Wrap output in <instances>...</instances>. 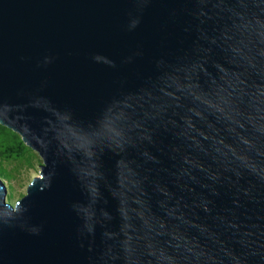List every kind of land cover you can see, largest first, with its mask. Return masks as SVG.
Returning <instances> with one entry per match:
<instances>
[{
  "label": "water",
  "instance_id": "1",
  "mask_svg": "<svg viewBox=\"0 0 264 264\" xmlns=\"http://www.w3.org/2000/svg\"><path fill=\"white\" fill-rule=\"evenodd\" d=\"M0 126V264H264V0H0Z\"/></svg>",
  "mask_w": 264,
  "mask_h": 264
},
{
  "label": "rangeland",
  "instance_id": "2",
  "mask_svg": "<svg viewBox=\"0 0 264 264\" xmlns=\"http://www.w3.org/2000/svg\"><path fill=\"white\" fill-rule=\"evenodd\" d=\"M42 163L25 147L18 135L0 126V183L5 189V202L13 206L25 195L32 178L37 177Z\"/></svg>",
  "mask_w": 264,
  "mask_h": 264
}]
</instances>
